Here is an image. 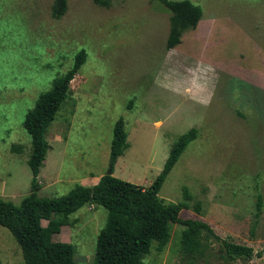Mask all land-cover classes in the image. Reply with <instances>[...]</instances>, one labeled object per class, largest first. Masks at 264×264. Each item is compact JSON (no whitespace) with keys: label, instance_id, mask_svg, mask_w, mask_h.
<instances>
[{"label":"rangeland","instance_id":"374dc122","mask_svg":"<svg viewBox=\"0 0 264 264\" xmlns=\"http://www.w3.org/2000/svg\"><path fill=\"white\" fill-rule=\"evenodd\" d=\"M66 1V13L54 19V0H0V198L18 205L29 194L24 117L83 50L85 61L45 135L50 148L38 195L61 197L107 174L119 119L127 146L112 176L145 189L172 145L195 128L196 140L158 197L179 204L186 189L191 199L182 219L205 222L255 256L228 258L214 239L202 254L184 253V227L172 224L163 252L153 243L142 263L264 264V0H187L202 17L171 50L165 47L169 13L159 0H109L108 7ZM106 218L103 207L85 205L52 241L71 244L77 264H93ZM0 264H24L2 226Z\"/></svg>","mask_w":264,"mask_h":264},{"label":"trees","instance_id":"16d2710c","mask_svg":"<svg viewBox=\"0 0 264 264\" xmlns=\"http://www.w3.org/2000/svg\"><path fill=\"white\" fill-rule=\"evenodd\" d=\"M169 13L166 50L181 42L182 35L197 27L202 17L200 7L190 1L159 0ZM95 4L108 7L109 0H94ZM67 10L66 0H54L51 16L61 18ZM85 51L74 56L70 70L57 78L51 88L40 94L34 107L23 120V128L31 140L27 165L32 175L31 190L18 205L0 198V226L6 228L21 249L24 264H77L73 260L74 247L68 243L53 242L62 227L69 225V216L85 205L103 207L107 212L106 223L96 239L93 264H143L155 243V250L162 253L170 239V226L184 227L180 235L182 251L202 254L210 239H214L224 256L234 260H250L255 254L251 247L237 244L216 236L203 221L182 219L180 213L187 208L191 197L183 189L184 202L164 204L158 197L167 176L188 145L196 140L198 131L190 129L172 145L161 172L149 188L113 177L117 159L126 148L127 135L123 120L113 128L107 174L91 186L76 185L66 195L55 198L38 195V176L43 166L49 144L46 132L66 99L70 83L85 61ZM257 216L261 198L257 197ZM46 221V226H42ZM262 253H256L261 257Z\"/></svg>","mask_w":264,"mask_h":264},{"label":"crops","instance_id":"0c3cea01","mask_svg":"<svg viewBox=\"0 0 264 264\" xmlns=\"http://www.w3.org/2000/svg\"><path fill=\"white\" fill-rule=\"evenodd\" d=\"M99 179H100V178H96V179L94 180V182L96 181V182L94 183V185L98 182Z\"/></svg>","mask_w":264,"mask_h":264}]
</instances>
